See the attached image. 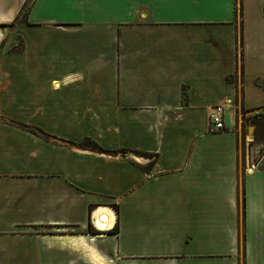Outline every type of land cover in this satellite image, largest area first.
I'll return each mask as SVG.
<instances>
[{"label": "crops", "instance_id": "1", "mask_svg": "<svg viewBox=\"0 0 264 264\" xmlns=\"http://www.w3.org/2000/svg\"><path fill=\"white\" fill-rule=\"evenodd\" d=\"M27 20L0 29V264H264V143L239 118L264 113V0H34Z\"/></svg>", "mask_w": 264, "mask_h": 264}, {"label": "trees", "instance_id": "2", "mask_svg": "<svg viewBox=\"0 0 264 264\" xmlns=\"http://www.w3.org/2000/svg\"><path fill=\"white\" fill-rule=\"evenodd\" d=\"M34 0H26L25 3L22 6V9L20 10L19 14L14 18V20L12 21L11 25H14L17 21H22V22H27V13L32 5ZM9 123L18 125L20 127H22L23 129H26L32 133L35 134H40V135H47V133L43 132L40 128L28 125V124H24V123H20V122H16L13 120H9ZM252 124L255 126L256 129V138L258 139L257 141H261L264 143V113H261L259 115H257L256 117H252ZM83 145L89 147L90 149L93 150H98V151H107L104 148H102L99 144H97L94 140L90 139V138H86L85 141L83 142ZM121 151L125 152L128 151L129 149L127 148H122L120 149ZM136 153L139 154H149L148 152H143V151H137V150H133ZM116 152V150L111 151L110 153ZM109 153V152H108ZM153 162H150L149 166L147 167L148 169L151 168ZM112 207L118 211V205L117 204H111ZM117 229V226H115V228L113 229L114 231ZM89 232H94L97 233L98 230L93 228L91 225L88 228Z\"/></svg>", "mask_w": 264, "mask_h": 264}, {"label": "rangeland", "instance_id": "3", "mask_svg": "<svg viewBox=\"0 0 264 264\" xmlns=\"http://www.w3.org/2000/svg\"><path fill=\"white\" fill-rule=\"evenodd\" d=\"M12 21L6 22V23H1L0 24V29H4L5 31H10V29L13 27V25H11ZM1 47H2V44H0V48ZM257 115L258 114L256 113V110L250 112V111H246V110L241 109L240 112H239V118H240V121H241L240 123L242 124V127H246L247 125L251 126V129H252V137H253L252 138L253 139L252 144L253 143H256V141L258 140L256 138V129H255V126L252 124V117H256ZM253 147H254L255 150L259 151V152H256L255 153V155H258L263 150L264 144H258V145L255 144ZM40 231H42V232H51L48 227H42L40 229ZM68 231H70L73 234H79V231L78 230L69 229ZM91 233H94V232H91ZM77 237H79V236H77ZM6 241L8 242V240H6ZM11 241L12 240H9V242H11Z\"/></svg>", "mask_w": 264, "mask_h": 264}, {"label": "built area", "instance_id": "4", "mask_svg": "<svg viewBox=\"0 0 264 264\" xmlns=\"http://www.w3.org/2000/svg\"><path fill=\"white\" fill-rule=\"evenodd\" d=\"M225 106L223 104H217L213 107L210 114V129L221 130L225 127L224 121Z\"/></svg>", "mask_w": 264, "mask_h": 264}, {"label": "bare ground", "instance_id": "5", "mask_svg": "<svg viewBox=\"0 0 264 264\" xmlns=\"http://www.w3.org/2000/svg\"><path fill=\"white\" fill-rule=\"evenodd\" d=\"M95 214H96V216H98V217H99V215H101V214H102V215H103V214L105 215L104 218L99 219L100 222H102V225H101V226H103V224H104L105 222H108V220L110 219L109 214H108L106 211H104V209H102V208L97 209V210L95 211ZM101 220H102V221H101ZM90 252H91V257H92L93 261H94L95 263H99L100 260H99V258H98V255H97L96 251H95V250H91ZM100 263H101V262H100Z\"/></svg>", "mask_w": 264, "mask_h": 264}, {"label": "water", "instance_id": "6", "mask_svg": "<svg viewBox=\"0 0 264 264\" xmlns=\"http://www.w3.org/2000/svg\"><path fill=\"white\" fill-rule=\"evenodd\" d=\"M105 217V215L103 214V215H101V218H104ZM97 224H98V226H100V227H102L101 225H102V222H100V221H98L97 222Z\"/></svg>", "mask_w": 264, "mask_h": 264}]
</instances>
